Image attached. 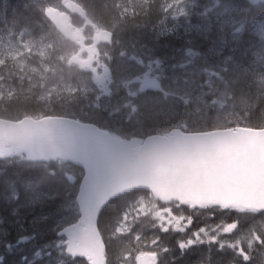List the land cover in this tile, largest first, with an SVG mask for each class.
<instances>
[{
  "label": "trees",
  "instance_id": "obj_1",
  "mask_svg": "<svg viewBox=\"0 0 264 264\" xmlns=\"http://www.w3.org/2000/svg\"><path fill=\"white\" fill-rule=\"evenodd\" d=\"M226 1L239 11V17L244 22H248L247 27L254 31L255 25L260 22L261 12L264 11V3L250 7L245 3V0ZM76 2L83 6L85 15L92 22L113 32L114 45L119 42L124 50L136 52L143 58L165 59L172 55V53L169 54L170 51H178L185 46L193 47L190 40L182 41L173 32L159 30L161 26L163 27L168 16L167 9L162 4L163 0H76ZM41 8L42 4L33 0H0V25H5V28L8 27V31L11 32L27 33L34 39L49 36L54 33L53 28L44 19ZM250 9L251 11H249ZM74 24L78 26L77 22ZM244 30L247 31V28ZM246 31L239 33L235 42L231 43L234 47V62L238 64V67L235 71L231 69L229 76L226 77V89L228 98H231L240 107L239 113L242 117V110H245V118L239 124L257 128L264 126V83L250 73L254 64L256 66L259 63V59L253 50L255 37ZM194 36L197 37V35ZM241 66H247L249 73ZM24 92L20 90L5 94L3 90L0 91V96L8 97L0 100V108L5 109V111H0V117L13 120L21 116H64L93 123L110 132L115 133L116 131L126 139L129 137L141 139L148 132L160 134L172 128H178L184 132H203L233 126L222 112L203 107L193 110L188 105L181 104L179 106L176 104V114L174 115V112L173 116L166 114L165 119L159 115H144L141 112H136L134 116L123 120L125 115L123 112L126 111L123 110V106L117 108L116 111L123 116L120 118L115 117V110L108 113L107 116L98 109L92 111L90 102L83 99L62 100L59 103L50 102L51 104L48 103L50 105L45 107L33 92L23 94ZM105 107L109 109L111 105L103 104L101 110H106ZM80 178L81 171L78 168L62 162L46 165L19 162L9 165V167L0 162V198L9 195H13V198L18 196V205L23 206L25 201L32 200L36 195L45 197L40 202H32L27 208L18 210L17 214L12 217L7 216V219L3 216L8 211L2 210L1 220L15 221L17 224V227L8 226L10 233L5 237L16 247L14 257L16 256L18 260L17 264H23L24 247H29L34 251L43 244L56 242L55 233L51 232L48 223L50 219L47 216L66 205L72 213L69 220L77 218L74 200ZM139 197L148 200L152 206L157 205L160 209L165 208L147 193L137 192L109 202L100 213L98 227L107 249V264H113V259L119 261L122 252L128 247L129 235H121L117 232V228L120 226V213L128 208H137ZM30 212H32V216L29 215ZM148 213L144 214V218L148 216ZM221 215L218 213V218ZM41 217H46V219H41ZM140 220L144 219L140 218ZM252 222H254V218L245 222V226ZM138 229L139 224L133 230ZM33 232L39 234L35 241L24 242V245L19 241L20 237L29 236ZM201 255L203 254H193L189 260L195 264ZM254 257L256 263L263 261V256L259 253H255ZM57 258H63V256L58 255ZM28 259L33 260L30 255H28ZM51 263H54L53 259ZM35 264L45 263L42 258V260L35 261Z\"/></svg>",
  "mask_w": 264,
  "mask_h": 264
},
{
  "label": "rangeland",
  "instance_id": "obj_2",
  "mask_svg": "<svg viewBox=\"0 0 264 264\" xmlns=\"http://www.w3.org/2000/svg\"><path fill=\"white\" fill-rule=\"evenodd\" d=\"M164 6L168 16L159 30L173 32L182 41L190 40L191 45L197 50L195 53H190L185 46L177 53L170 51L172 55L166 60L155 59L146 62L139 56L133 57L128 54L116 56L113 60L114 48H103L94 56L93 62L98 74L104 71L106 74L89 79L86 77L91 70L82 71L70 64L69 60L75 51L70 44L57 39L33 40L25 35L19 37L1 34L0 88H6L11 81L17 79L23 82L27 93L33 92L44 105L57 102L58 99H74L89 95L94 102V108L100 103L111 105L109 109L105 107L106 110H100L106 116L123 106V110H126L123 112L124 117L115 113V117H123V120L134 116L136 112L159 115L165 119L167 115L173 116V112L176 114L174 103L177 101L179 106L183 103L184 106L188 105L191 108L219 110L229 120L232 108L236 104L228 98L225 79L238 67L234 62V47L231 43L236 39L238 31L248 26V22L235 18L234 12L221 0H164ZM86 24L91 38L99 29ZM255 30L260 44L259 53L264 59V22H258ZM89 37L87 39H90ZM261 64L257 69L252 68L250 73L264 81V64ZM241 68L247 70L248 67ZM234 109L238 110L239 106ZM237 115L239 116L238 112ZM131 142L135 144L137 141ZM18 162L19 159L14 158L8 164ZM12 196L0 198V256L3 257L4 264H15L16 261L14 257L16 247L7 245L5 237L10 233L8 226L17 227V224L15 221L1 220L2 210L14 213V210L16 212L27 208L36 201L37 196L39 202L45 198L36 195L20 206L18 196L15 198ZM138 206L151 209L147 216L148 220H140L139 223L142 225L146 221L149 228L152 224V213L160 208L157 205L152 206L148 200L141 197L137 200L136 207ZM210 210L212 209L200 211L203 214ZM71 214L70 209L64 205L59 211L47 216L50 219L48 223L51 232L55 233L61 218L69 220ZM236 214L246 217L242 213ZM29 215L32 216V212ZM140 218H144L143 212ZM35 251L37 250L32 251L31 248L24 247L22 254L27 258L30 255L34 259ZM58 255L60 254L56 256ZM56 264L81 263L77 260L59 258ZM113 264H120V260L113 259Z\"/></svg>",
  "mask_w": 264,
  "mask_h": 264
},
{
  "label": "water",
  "instance_id": "obj_3",
  "mask_svg": "<svg viewBox=\"0 0 264 264\" xmlns=\"http://www.w3.org/2000/svg\"><path fill=\"white\" fill-rule=\"evenodd\" d=\"M69 8L81 12L75 5ZM45 16L64 37L81 44L80 34L72 31L65 15L49 10ZM108 42L106 32L94 39V45ZM6 145L25 153L28 161L61 159L83 171L78 192L83 182L84 224L91 245L77 257L87 264H103L104 259L93 229L97 206L101 212L110 200L128 193L147 191L163 202L170 197L176 201L177 197L223 195L241 206L264 204V131L236 128L185 134L171 130L168 136H148L132 147L94 125L45 117L0 121V159L9 155ZM85 161L94 175H89ZM86 175L89 179L84 181Z\"/></svg>",
  "mask_w": 264,
  "mask_h": 264
},
{
  "label": "snow or ice",
  "instance_id": "obj_4",
  "mask_svg": "<svg viewBox=\"0 0 264 264\" xmlns=\"http://www.w3.org/2000/svg\"><path fill=\"white\" fill-rule=\"evenodd\" d=\"M70 3L77 2L70 0ZM86 66L87 61L80 63L81 69ZM255 130L264 131V126ZM85 168L89 175H94V170L87 161ZM89 175L84 177V181L89 179ZM82 192L83 182L76 197L81 209L77 213V218L75 220L61 218L55 231L56 243L43 244L33 254L34 257H47L45 264H51L56 254L75 257L90 247L91 236L84 224ZM169 200L171 201V197ZM37 201L39 196L33 203ZM245 208L254 216V222L248 223L247 226L245 222L248 218L236 214L242 213ZM201 209L212 210L202 214ZM149 211L151 209L138 206L120 213V226L117 232L122 235L128 234L130 237L128 247L121 254L120 264H192L189 257L196 253L203 255L195 264H256L254 254L264 256V204L241 206L223 195L177 197L173 206L152 213V224L147 230L141 228L133 231L140 223L141 213L147 214ZM218 213L222 214L220 218L217 216ZM99 216L100 206H97L93 229L104 258L103 264H107V249L98 227ZM38 236V233L33 232L29 236L20 237L19 241L21 243L35 241ZM22 260L23 264H35L34 260L27 257H22ZM0 264H4L2 256ZM261 264H264V261Z\"/></svg>",
  "mask_w": 264,
  "mask_h": 264
},
{
  "label": "bare ground",
  "instance_id": "obj_5",
  "mask_svg": "<svg viewBox=\"0 0 264 264\" xmlns=\"http://www.w3.org/2000/svg\"><path fill=\"white\" fill-rule=\"evenodd\" d=\"M14 6H15V5H14ZM148 17H149V16H148ZM149 21H150V19H149ZM6 31H8V27L5 28V25H0V35H1V34H5ZM146 31H147V30H146ZM148 33H149V31H148ZM148 35H149V34H148ZM254 67H256L255 64H254ZM51 81H52V80H51ZM51 81H50V82H51ZM21 90H23V91L25 90L23 86L21 87ZM12 102H13V101H12ZM8 167H9V166H8ZM15 214H16L15 210H14V213L11 212V211H8V212L6 213V215L4 214L3 217H4L5 219H7V216L12 217V216L15 215ZM5 219H4V220H5Z\"/></svg>",
  "mask_w": 264,
  "mask_h": 264
},
{
  "label": "clouds",
  "instance_id": "obj_6",
  "mask_svg": "<svg viewBox=\"0 0 264 264\" xmlns=\"http://www.w3.org/2000/svg\"><path fill=\"white\" fill-rule=\"evenodd\" d=\"M245 3H247V0H245ZM249 11H251V9ZM259 20L261 22H264V11L261 12V16L259 17Z\"/></svg>",
  "mask_w": 264,
  "mask_h": 264
}]
</instances>
